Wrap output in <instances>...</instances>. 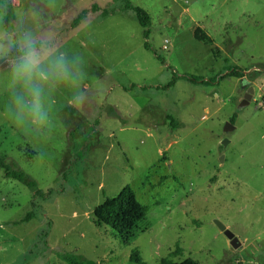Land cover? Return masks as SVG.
Listing matches in <instances>:
<instances>
[{
	"label": "rangeland",
	"instance_id": "374dc122",
	"mask_svg": "<svg viewBox=\"0 0 264 264\" xmlns=\"http://www.w3.org/2000/svg\"><path fill=\"white\" fill-rule=\"evenodd\" d=\"M130 1L151 16L147 38L124 0L0 3L19 13L17 37L43 32L82 56L88 91L77 107L72 86L56 87L53 125L31 131L10 120L0 82V156L43 192L0 168V264H68L58 252L137 264L134 251L149 264H264V0ZM128 185L145 219L126 235L96 226L95 208Z\"/></svg>",
	"mask_w": 264,
	"mask_h": 264
},
{
	"label": "clouds",
	"instance_id": "9594fccd",
	"mask_svg": "<svg viewBox=\"0 0 264 264\" xmlns=\"http://www.w3.org/2000/svg\"><path fill=\"white\" fill-rule=\"evenodd\" d=\"M9 15L19 13L10 6L0 8V21L6 23ZM83 62L78 54H66L52 35L24 30L17 37L12 28L5 31L0 27V82L14 126L31 131L50 128L54 123L50 97L60 85L72 86V102L81 106L88 98L87 88L81 84L86 75Z\"/></svg>",
	"mask_w": 264,
	"mask_h": 264
},
{
	"label": "trees",
	"instance_id": "16d2710c",
	"mask_svg": "<svg viewBox=\"0 0 264 264\" xmlns=\"http://www.w3.org/2000/svg\"><path fill=\"white\" fill-rule=\"evenodd\" d=\"M7 0H0V3H5ZM118 1V0H117ZM125 1V9H132L137 16L139 23L145 28L144 36L147 38L150 34L151 16L150 14L141 6L133 4L130 0ZM10 9L14 10L10 6ZM92 12L101 10V7L97 4H93L91 9ZM89 9L85 8L81 10L78 15L71 22L72 28H76L85 18L89 15ZM107 8L103 9V14H108ZM13 15H9L5 23L6 31L9 28H13ZM147 48L150 47L148 42L145 43ZM215 52V50H213ZM216 53V52H215ZM228 76L240 77L243 75L241 69L237 66H230ZM255 75L251 76L254 77ZM169 124L172 127H177L179 123L173 118L168 116ZM232 121L234 119H231ZM0 168L4 169L5 175L7 177L15 178L26 185H28L36 194H43L40 189H37L36 183L22 170H14L9 164H7L5 156H0ZM149 207L146 204L141 203L136 197L135 191L128 185L125 186L115 197L106 198L100 205H98L94 210V223L96 226L108 225L112 230L120 235L129 234L136 225L145 219ZM32 218L30 213L25 221ZM24 221V220H22ZM21 222V221H20ZM58 256L68 264H85L86 259L81 255L58 252ZM132 260L136 261L137 264H149L143 261L137 251L132 254ZM160 264H200L197 260L192 258H187L183 261H174L170 257H164L161 259Z\"/></svg>",
	"mask_w": 264,
	"mask_h": 264
},
{
	"label": "water",
	"instance_id": "95a60500",
	"mask_svg": "<svg viewBox=\"0 0 264 264\" xmlns=\"http://www.w3.org/2000/svg\"><path fill=\"white\" fill-rule=\"evenodd\" d=\"M234 128V125H232L230 122H226L225 125V130H231ZM228 139H224L223 143L227 142ZM217 225L220 227V229L229 237L230 240H232V245L234 247H237L240 242L238 241V239L235 238V234L229 229L227 228V226L225 224H223L221 221L216 220Z\"/></svg>",
	"mask_w": 264,
	"mask_h": 264
}]
</instances>
